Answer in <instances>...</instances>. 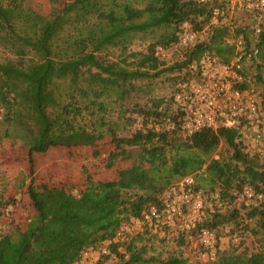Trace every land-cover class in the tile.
Listing matches in <instances>:
<instances>
[{"label":"trees","instance_id":"1","mask_svg":"<svg viewBox=\"0 0 264 264\" xmlns=\"http://www.w3.org/2000/svg\"><path fill=\"white\" fill-rule=\"evenodd\" d=\"M213 5L199 0H70L41 14L24 0H0V48L7 54L0 58L5 125L0 139L13 135L25 141L30 173L26 220H9L20 202L14 195H0L2 208L11 207L0 229V264H86L81 259L84 251L104 247L107 252L97 264H104L111 254L116 257L112 264L154 261L144 259L145 248L129 240L107 241L126 223L143 218L151 205H159L162 193L187 175L197 178L195 187L206 196L207 186L217 194L212 207L203 205L198 223L216 231V255L200 264H264V201L240 205L250 220L244 228L253 236L256 250L218 249L217 234L221 225L240 216V208L231 201L244 187L264 192V156L247 147L238 127H203L184 135L178 105L173 111L156 97L129 104L160 74L176 73L171 77L175 89L180 81L195 77L205 51L229 62L238 37L258 49L247 67L264 71V11L242 13L249 20L244 23L241 15L230 17L231 13L214 21ZM184 22L195 31L196 40L162 57L157 48H174ZM136 40L144 43L141 49H132ZM240 87L250 89L249 77ZM257 94L264 129V91ZM134 115L141 117V126L122 135L136 121ZM104 138L114 144L107 167L116 159L134 160L115 177L86 175L78 190L34 182V159L41 153L92 146ZM221 145L230 151L228 157L216 156ZM196 234L197 229L187 236ZM184 236L180 234V242ZM122 244L124 252L119 249ZM160 262L185 263L176 258Z\"/></svg>","mask_w":264,"mask_h":264},{"label":"rangeland","instance_id":"2","mask_svg":"<svg viewBox=\"0 0 264 264\" xmlns=\"http://www.w3.org/2000/svg\"><path fill=\"white\" fill-rule=\"evenodd\" d=\"M70 0H24V3L31 6L34 10L41 14H46L55 8H58L59 3H67ZM243 13V12H242ZM241 15V21L248 22L245 14ZM144 43L141 40H136L132 45V49H141ZM173 49L166 51V56L173 55ZM176 52V51H175ZM6 52L0 48V58L4 57ZM249 74L250 89L256 93L264 91V71L259 72L253 65L247 67ZM176 73L169 74L163 73L156 76L147 87L143 86V92L133 95L129 100V104L138 102L140 104L149 103L151 97L162 98L164 103L168 102L171 110H175L176 104L173 103L171 97L173 95L176 81L171 79L175 77ZM147 80H142L141 83L145 84ZM164 105V104H163ZM136 121L133 125L122 135L128 134L135 128L141 126L142 120L140 116H136ZM2 115L0 109V134H3L5 125L2 122ZM114 147L110 138L100 140L96 145L92 146H76V147H55L45 153H41L34 159L32 177L36 184L47 183L49 185H66L71 186L74 190L84 186L86 175L91 176L93 179H109L117 175L118 169L128 166L133 163L132 159H116L111 167L105 165L107 161L108 152ZM94 149L99 153L94 154ZM217 155L228 157L230 151L227 150L225 145H221L216 151ZM30 178L29 164L27 161V145L25 141L17 136H3L0 139V195L3 198L17 197L20 206L15 209L14 213L8 217L14 221L26 220L29 212L26 210L24 204L26 203L25 189L26 184ZM195 178V177H194ZM195 183L199 181L195 178ZM207 196L204 200V208L208 209L213 206V198L215 196L214 190L206 187ZM22 202V203H21ZM232 205L239 207L240 216L233 219L231 222L221 225L219 228L218 249H236V251L251 252L256 250V243L253 236L249 231L244 228V224L250 222L244 216V210L240 207L241 203H245L242 195L236 200L231 201ZM7 221V220H5ZM129 226L130 232L126 233L125 242H133L134 247L145 248L143 258H154V261L144 262L138 264H164L160 261H165L170 258L181 259L184 264H200L207 262L206 255H201L198 252V238L197 234L194 237L184 236V241L180 242V232L168 228L161 231L152 232L146 228L141 222L138 223L137 219H133L126 223ZM216 233V231H215ZM234 236H238L240 240L236 242ZM131 239V240H130ZM123 241V240H121ZM119 249L124 252L126 250L125 244L121 245ZM100 250H90L81 259L86 264H97L101 255L106 254ZM123 248V249H122ZM103 253V254H102ZM116 261L114 254L107 258L104 264H112Z\"/></svg>","mask_w":264,"mask_h":264},{"label":"built area","instance_id":"3","mask_svg":"<svg viewBox=\"0 0 264 264\" xmlns=\"http://www.w3.org/2000/svg\"><path fill=\"white\" fill-rule=\"evenodd\" d=\"M214 3L212 7L213 20L226 18L227 13L234 17L239 13H261L264 11V0H199ZM183 31L179 35L175 47L181 48L194 43L196 33L187 22L183 23ZM260 27L256 25L255 32ZM235 54L229 62L220 61L217 56L205 51L199 60L197 75L189 80L180 81L174 92V101L181 114V130L184 135H190L203 127L227 126L238 127L249 149L264 156L263 116L260 111V97L249 88L242 89L240 84L248 77L244 73L252 57L258 49L253 45L247 47L238 37L234 40ZM158 53L166 56V50L161 46ZM191 67L196 63L192 62ZM167 122L169 119L167 118ZM217 196V194H215ZM206 195L195 187L192 175L182 177L161 195L159 205H151L138 223L152 232L172 228L184 235H189L197 229L198 252L212 261L216 255V237L212 229L198 227L203 215V203ZM242 197L245 204L254 200L264 201V192H254L250 187H244ZM11 209L2 208L0 202V229ZM6 214V215H5ZM128 225H124L111 241L125 240L129 233ZM90 250L84 251L82 257ZM103 252H107L104 249Z\"/></svg>","mask_w":264,"mask_h":264}]
</instances>
